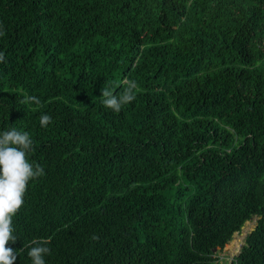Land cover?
Listing matches in <instances>:
<instances>
[{"label":"trees","instance_id":"16d2710c","mask_svg":"<svg viewBox=\"0 0 264 264\" xmlns=\"http://www.w3.org/2000/svg\"><path fill=\"white\" fill-rule=\"evenodd\" d=\"M0 29V132L44 169L15 264L44 239L46 264H218L253 218L232 264H264V0H0Z\"/></svg>","mask_w":264,"mask_h":264},{"label":"clouds","instance_id":"9594fccd","mask_svg":"<svg viewBox=\"0 0 264 264\" xmlns=\"http://www.w3.org/2000/svg\"><path fill=\"white\" fill-rule=\"evenodd\" d=\"M5 32L0 29V36ZM5 53L0 51V63L5 62ZM137 84L128 81L123 93L117 96L111 88H102V100L106 108L119 113L122 107L136 99ZM21 104H39L36 96H25ZM52 120L48 114H42L40 125L46 127ZM33 149V140L28 132L18 131L12 128L0 132V264H15L17 253L9 247V243H15L17 236L14 235L13 217L24 205V196L30 181L44 175L41 165H33L29 161V153ZM49 240L33 241L28 251L32 264H46L45 255L50 254L47 245Z\"/></svg>","mask_w":264,"mask_h":264},{"label":"rangeland","instance_id":"374dc122","mask_svg":"<svg viewBox=\"0 0 264 264\" xmlns=\"http://www.w3.org/2000/svg\"><path fill=\"white\" fill-rule=\"evenodd\" d=\"M256 218L247 221L243 227L235 232L224 249L217 248L214 256H218V264H232V260L245 241L247 233L254 227ZM232 241L234 243L232 244Z\"/></svg>","mask_w":264,"mask_h":264},{"label":"water","instance_id":"95a60500","mask_svg":"<svg viewBox=\"0 0 264 264\" xmlns=\"http://www.w3.org/2000/svg\"><path fill=\"white\" fill-rule=\"evenodd\" d=\"M255 225H256V222H255ZM243 227V226H242ZM238 253V252H237Z\"/></svg>","mask_w":264,"mask_h":264}]
</instances>
